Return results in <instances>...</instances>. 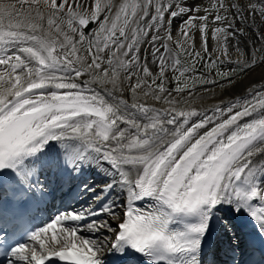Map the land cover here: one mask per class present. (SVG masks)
<instances>
[{
  "label": "snow or ice",
  "instance_id": "obj_1",
  "mask_svg": "<svg viewBox=\"0 0 264 264\" xmlns=\"http://www.w3.org/2000/svg\"><path fill=\"white\" fill-rule=\"evenodd\" d=\"M183 17L174 38L173 21ZM152 28L146 42L158 74L139 56ZM204 54L208 71L195 75ZM226 62L264 67V0H0V190L11 191L19 220L25 197L36 195L32 178L45 171L91 193L88 206L19 233L0 215V264H107L108 256L204 264L223 205L248 215L264 237V88L224 106H195L197 84H217L212 69L232 84L237 68L219 71ZM169 69L179 73L173 90ZM86 167L110 180L94 188ZM116 189L119 203L109 199ZM146 200L150 210L137 205ZM253 264H264V254Z\"/></svg>",
  "mask_w": 264,
  "mask_h": 264
},
{
  "label": "bare ground",
  "instance_id": "obj_2",
  "mask_svg": "<svg viewBox=\"0 0 264 264\" xmlns=\"http://www.w3.org/2000/svg\"><path fill=\"white\" fill-rule=\"evenodd\" d=\"M186 3L188 4H207L208 0H185ZM153 14H154V8L152 10ZM201 15H203V13H200ZM187 17H183V18H177L176 20L173 21V25H172V33L174 38H176V33L177 30L179 28V25L182 22V19H186ZM215 25H210L211 27H214ZM237 26H239V24H237ZM148 37L144 36L141 38V43L143 41V38ZM239 37V34H237V37H234L232 39L233 43H236L237 38ZM208 43H209V48L210 50L212 48H214L216 46V41L212 40L211 35L209 34V38H208ZM196 48L197 50L200 49V40H199V35L197 34L196 36ZM231 54L233 59H236V53H235V49L232 48L230 49ZM148 61V63L151 65L152 68H158V64L157 63H153V57L152 54L149 55L148 57H145ZM233 66H236L235 64H232ZM88 78L87 77H82L80 80V83L83 84L84 81H86ZM217 88V89H216ZM214 89L211 90L210 93H205L202 95H199L195 101V106L199 107V108H212L216 105H220V106H224L226 104H228L229 102H234L236 101L238 98L243 97V96H247L249 91L251 90H260L262 88H264V67H255L251 70H245L244 73L241 75L240 78L232 81V84L229 85L228 83L224 85V87H216ZM125 98L131 100L132 97L130 95V93L127 92V88L125 90L124 93ZM149 104H155V106L157 107H161V104L155 103L151 100L148 99L147 101ZM203 131V130H202ZM107 166L105 165V168ZM95 173L97 174L99 173V181H101L102 185L104 186V183L106 181L110 180V177L105 175L104 171H101L99 169H95L93 170ZM117 192H119V189H116L114 191L115 194H117ZM118 197L120 198V200L124 199V196L121 197V194L118 193L116 198L118 199ZM147 201V200H146ZM220 208H222L221 210L217 211L216 213H214V216L217 218V216H221V213H231L228 209L227 205H223ZM232 214L235 215H241V214H236L234 212H232ZM216 221V219L214 220ZM85 236L91 237L92 234L91 233H83ZM110 236V234H109Z\"/></svg>",
  "mask_w": 264,
  "mask_h": 264
},
{
  "label": "rangeland",
  "instance_id": "obj_3",
  "mask_svg": "<svg viewBox=\"0 0 264 264\" xmlns=\"http://www.w3.org/2000/svg\"><path fill=\"white\" fill-rule=\"evenodd\" d=\"M206 4V3H205ZM202 13V12H201ZM95 28H97V26L95 27ZM153 29L154 28H152V31H153ZM154 34H156V33H154ZM160 35L163 37L164 36V33L161 31L160 32ZM151 34L149 35V38H146V40H145V43H144V46H145V48L147 49H149V52H150V54H152V52H153V47H152V45L150 44V43H147L146 41H150L151 40ZM163 43V40H161V41H159V42H157L156 43V47H160V45ZM173 49H175V46H171ZM161 51H163V49H161ZM181 56H183V58L186 60V62H189L190 64H192V61H191V58L190 57H188L187 55H183V54H181ZM206 60H208L206 57H205V55H204V60H201V61H199L197 64H196V71H195V75H199L204 69H205V67H204V63H205V61ZM149 68H150V70L154 73V74H158V68H152L151 66H149ZM232 69L233 68H230V69H226V68H219V71H221V72H230V71H232ZM211 71H213V72H215V74H216V77H217V84H215L213 87H211V88H207V87H209V86H206V88H204V89H199V92H196L195 94H196V96H198V95H201V94H204V93H209L210 92V90L212 89V88H216V87H221L220 85H225L226 83H227V81H225V80H221L220 79V77L217 75V70L216 69H212ZM239 71V70H238ZM172 73V70L171 69H169L167 72H166V77H167V80H166V84L168 83V81H170V88L173 90V89H175V87H174V85H173V83H172V79H173V77H174V75H177V76H179V73L178 72H174L173 74H171ZM191 75H193L192 73H186L185 74V76L186 77H188V76H191ZM240 75L241 74H238V72L236 71L235 72V74L233 75V76H238V77H236V78H239L240 77ZM148 78V80H149V82L151 83L152 82V80H153V77H147ZM180 80H182V83H184L185 82V79L184 78H181ZM133 83L135 82V79H133V81H132ZM159 79H156V84H159ZM187 83H188V86H191V80H187ZM153 87H155V85H153ZM126 88H127V85H126ZM168 88V87H167ZM169 89V88H168ZM205 89H207V91H205ZM203 91V92H202ZM202 92V93H201ZM174 94V93H173ZM175 95V94H174ZM185 95H186V93H185ZM149 100H151V101H153L151 98H149ZM153 102H155V101H153ZM156 103V102H155Z\"/></svg>",
  "mask_w": 264,
  "mask_h": 264
}]
</instances>
